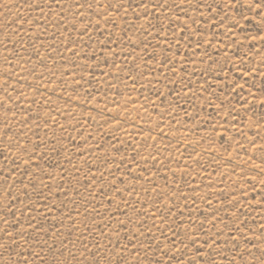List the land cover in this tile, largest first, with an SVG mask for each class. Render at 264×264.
<instances>
[{
    "label": "rangeland",
    "instance_id": "obj_1",
    "mask_svg": "<svg viewBox=\"0 0 264 264\" xmlns=\"http://www.w3.org/2000/svg\"><path fill=\"white\" fill-rule=\"evenodd\" d=\"M0 264H264V0H0Z\"/></svg>",
    "mask_w": 264,
    "mask_h": 264
}]
</instances>
